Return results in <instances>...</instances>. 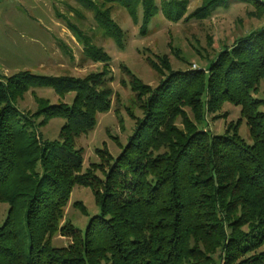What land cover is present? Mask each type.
<instances>
[{"label":"trees","instance_id":"16d2710c","mask_svg":"<svg viewBox=\"0 0 264 264\" xmlns=\"http://www.w3.org/2000/svg\"><path fill=\"white\" fill-rule=\"evenodd\" d=\"M104 1L121 5L133 18L141 4L144 34L160 9L175 21L187 5ZM229 1L206 0L191 17L204 18ZM239 1L252 2L264 14L263 0L233 2ZM93 9L100 26L121 44L122 31L108 9ZM84 44L101 71L84 77L0 73V203L9 206L0 225V264H264V101L251 96L264 74V25L223 48L206 70L173 71L153 90L125 69L135 99L141 88L150 96L127 145L107 170L99 166L103 178L92 165L81 171L83 150L75 145L113 97L109 56L87 38ZM34 87L52 88L60 97L73 92V101L36 98V111L24 113L17 101ZM225 101L241 106L251 144L236 131L215 135L201 128L205 105L216 108ZM178 115L184 130L173 124ZM55 117L64 120L58 138L43 140L39 128ZM97 152L103 160L105 153ZM75 185L89 187L100 210L83 233L62 223ZM56 235L68 244L54 246Z\"/></svg>","mask_w":264,"mask_h":264},{"label":"rangeland","instance_id":"374dc122","mask_svg":"<svg viewBox=\"0 0 264 264\" xmlns=\"http://www.w3.org/2000/svg\"><path fill=\"white\" fill-rule=\"evenodd\" d=\"M164 1L170 0H154L158 7ZM205 1L186 0L183 16L175 21L164 16L160 9L150 20L145 34L141 29L144 11L141 4L136 9L135 18L121 5L104 0H53L55 17H50L43 9H21L12 16L0 10V73L8 77L28 70L38 75L84 77L101 71L103 66L86 55L84 38L103 49L109 56L107 66L112 102L107 111L97 113L93 129L75 142L76 147L83 150L81 171L92 165L96 175L103 178L104 172L99 166L107 170L127 145L143 118L141 104H145L150 96L148 90L141 88L140 98L135 99L126 70L153 90L173 71L206 70L223 48L264 25V14L259 15L262 14L259 7L252 2L234 0H230L227 6L213 8L204 18H192L191 14ZM95 6L101 11L108 9L109 16L122 31L121 44L100 26L93 9ZM251 96L264 101V74ZM73 97V92L60 97L52 88L34 87L17 101V107L24 113H33L37 109L36 98L71 104ZM259 109H264V105ZM184 110L187 119L199 126L200 121L194 118L189 108L184 107ZM203 117L201 128L206 127L212 134L236 131L245 142L252 143L240 105L228 101L216 108L205 105ZM35 120L37 124L42 117ZM63 123L62 118H51L39 128L42 139H57ZM173 124L185 129L183 117L179 115L174 117ZM98 150L105 153L103 160ZM8 209L7 203H0V225L5 221ZM99 211L92 190L75 185L64 208L62 223L71 222L83 233L90 218L99 215ZM52 244L62 247L68 244V240L56 235Z\"/></svg>","mask_w":264,"mask_h":264},{"label":"crops","instance_id":"0c3cea01","mask_svg":"<svg viewBox=\"0 0 264 264\" xmlns=\"http://www.w3.org/2000/svg\"><path fill=\"white\" fill-rule=\"evenodd\" d=\"M21 9L24 10L43 9L48 12V15L50 17L52 16L55 17V14L53 12L54 9L53 0H0V10H4L5 12H7L6 14L8 16H12L13 14H16Z\"/></svg>","mask_w":264,"mask_h":264}]
</instances>
